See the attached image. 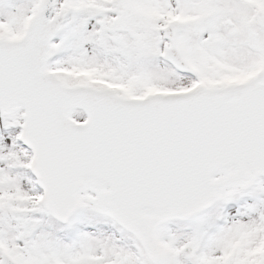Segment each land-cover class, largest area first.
Segmentation results:
<instances>
[{
	"label": "snow or ice",
	"instance_id": "6c2138e0",
	"mask_svg": "<svg viewBox=\"0 0 264 264\" xmlns=\"http://www.w3.org/2000/svg\"><path fill=\"white\" fill-rule=\"evenodd\" d=\"M0 264H264V0H0Z\"/></svg>",
	"mask_w": 264,
	"mask_h": 264
}]
</instances>
